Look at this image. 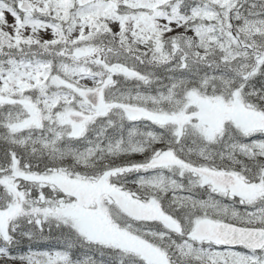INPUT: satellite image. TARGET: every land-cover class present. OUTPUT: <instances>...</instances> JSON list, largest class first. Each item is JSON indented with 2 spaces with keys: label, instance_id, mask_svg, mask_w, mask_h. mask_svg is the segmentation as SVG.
<instances>
[{
  "label": "snow or ice",
  "instance_id": "6c2138e0",
  "mask_svg": "<svg viewBox=\"0 0 264 264\" xmlns=\"http://www.w3.org/2000/svg\"><path fill=\"white\" fill-rule=\"evenodd\" d=\"M0 264H264V0H0Z\"/></svg>",
  "mask_w": 264,
  "mask_h": 264
}]
</instances>
